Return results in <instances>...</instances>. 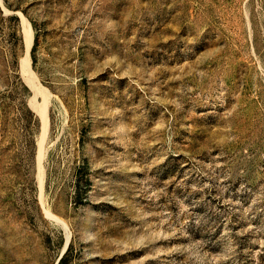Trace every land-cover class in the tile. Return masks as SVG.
Instances as JSON below:
<instances>
[{
  "label": "rangeland",
  "instance_id": "374dc122",
  "mask_svg": "<svg viewBox=\"0 0 264 264\" xmlns=\"http://www.w3.org/2000/svg\"><path fill=\"white\" fill-rule=\"evenodd\" d=\"M0 264H264V0H0Z\"/></svg>",
  "mask_w": 264,
  "mask_h": 264
},
{
  "label": "water",
  "instance_id": "95a60500",
  "mask_svg": "<svg viewBox=\"0 0 264 264\" xmlns=\"http://www.w3.org/2000/svg\"><path fill=\"white\" fill-rule=\"evenodd\" d=\"M24 49H25V39L22 38V53L24 52ZM29 92H30V90H29ZM30 96H31V92H30Z\"/></svg>",
  "mask_w": 264,
  "mask_h": 264
}]
</instances>
